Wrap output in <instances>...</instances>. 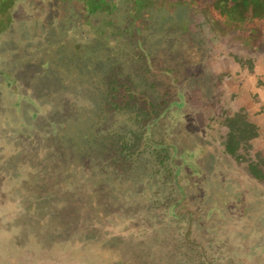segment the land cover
<instances>
[{
	"label": "trees",
	"instance_id": "16d2710c",
	"mask_svg": "<svg viewBox=\"0 0 264 264\" xmlns=\"http://www.w3.org/2000/svg\"><path fill=\"white\" fill-rule=\"evenodd\" d=\"M120 1L0 0L3 5L0 9L4 10L0 14V116L2 107L3 113L10 115L7 110L20 105L23 114L29 117H23L17 124L10 117L13 132H9V122L4 123L0 118V139L9 136L16 145L14 140L24 137L34 145L37 138L33 132L40 133L46 165L56 169L58 176L66 169L69 172L70 166L84 170L88 180L81 179L79 186L89 181L94 203L106 202L108 207L106 199H98L95 193H100L102 184L109 189L106 196L117 191L116 183L136 182L142 190L143 185L154 181L158 185L155 187L161 189L179 176L181 158L186 166L191 165L186 152H194L196 159L206 152L202 142L212 138L208 133L209 123L202 124L194 118L187 124V116L197 115V111L192 110L191 114L186 108L194 86L198 85L202 95L200 111L208 103V117L223 130L216 153L251 180V185L258 186L264 196V140L259 126L246 108L238 105L243 101H239L240 94L226 90V86L223 101L218 86L219 82L242 83L244 77L255 73L256 62L253 58L234 55L233 69L224 63H210L205 53L208 41L190 29L191 14L199 12L208 29H214L211 25L219 21L224 29L232 28L230 31L236 33L244 28L240 17L247 11L250 0H152L153 5L157 1L166 2L168 11L176 12L180 8L183 11L181 24L179 20L168 19L171 24L165 34L153 33L145 23L150 0H124L122 8ZM204 9L206 13L202 12ZM20 49L23 50L17 53ZM37 54L43 66H38L40 74L47 75L42 77V84L48 77L70 80L73 76L82 77L81 82H87L86 91L68 90L70 80L64 84L66 87L56 88L57 82L53 83L43 94L41 89L45 87L37 91L29 85V80L17 69L35 66L30 62ZM9 61L14 63L8 64ZM81 82L71 80L70 85L75 87ZM262 82L258 78L257 84ZM208 84L213 94L205 91ZM21 91L20 101L15 103L13 98ZM72 92H75L74 107L62 111L55 107L52 112L44 109L52 97L57 102L60 100L58 105L64 108L68 105L65 99H69L66 93ZM220 100L224 104L219 111L215 105ZM80 107L82 111L90 108L91 125L87 130L66 133L72 129L70 117L82 114ZM157 128H163V132L158 134ZM185 136L198 139L193 149L185 147ZM34 154L35 145L25 153L15 146L8 159L2 154L0 167L6 172L3 179L8 182L7 177L15 173L22 175L20 169L31 166ZM176 191L186 195L185 191Z\"/></svg>",
	"mask_w": 264,
	"mask_h": 264
},
{
	"label": "rangeland",
	"instance_id": "374dc122",
	"mask_svg": "<svg viewBox=\"0 0 264 264\" xmlns=\"http://www.w3.org/2000/svg\"><path fill=\"white\" fill-rule=\"evenodd\" d=\"M120 2L122 8L125 1ZM157 2L155 5L152 0L148 2L145 23L153 33L165 34L171 24L168 19L174 22L179 20L181 24L183 11L180 7L176 12L168 11L166 2ZM2 6L0 4V8ZM202 12L206 13L205 9ZM191 22V31L208 41L205 53L210 63H224L233 69L236 64L233 56L238 55L253 58L259 63L256 66L262 70L264 54L252 45L251 40H257L252 34L245 30L234 33L230 31L232 28L227 31L219 21L212 24L214 29L210 30L199 12L191 14ZM21 50L16 51L19 53ZM39 58L37 54L30 62L35 66L31 65L27 70L26 67L17 69L23 72L22 76L29 80V85L37 91L45 87L41 89L43 94L53 83L57 82L58 88L69 82L70 79L60 76L56 79L48 77L42 84V77L47 75L40 74L38 66H43ZM71 80L76 83L83 81L82 77L74 76ZM71 80L67 89L80 88L86 91L87 82L73 87L70 85ZM231 84H218L223 101V88L227 86L230 89ZM211 88L209 84L206 86L207 94L214 93ZM74 94L66 93L69 99H65L68 105L64 108L58 105L60 100L57 102L52 97L46 101L50 104L44 109L52 112L55 107L59 111L72 108L76 105ZM21 95L22 91L18 92L13 101H20ZM44 98L47 100L48 95ZM223 104L220 100L215 108L220 111ZM209 106L206 103L200 111L202 95L198 85H195L188 98L186 111L191 114L197 111V115L187 116V124L194 118L201 120L202 124L209 123L211 129L208 133L212 138L208 137L202 142L206 152L198 155L197 159L194 152H186V160L191 161V165L186 166L181 158L179 176L172 182H166L161 189L155 187L158 185L154 181L143 185L142 190V187L136 186V182H126L124 185L116 183L117 191L106 196L109 189L102 184L100 193H95H98V199H106L108 207L106 202L98 205L94 203L89 181L85 186H79L81 179L88 180L84 170L70 166L69 172L66 169L58 176L56 169L48 167V160L43 156L45 147L39 139L40 133L37 135L33 132L37 139L31 166L25 165L24 170L20 169L22 175L15 173L7 177L8 182L3 179V173L6 172L0 167V264H264V196L258 186L251 185V180L216 153L223 130L208 117ZM14 107L7 110L10 115L3 113V107L1 110L0 118L5 120L4 123L9 122V132L14 131L10 117L14 118L16 124L21 123L23 117L29 118L23 114L20 105ZM88 108L82 111L80 107V117H70L72 129L66 130V133L87 130L93 118ZM157 132L161 134L163 128H157ZM189 136L184 137V145L193 149L198 139ZM192 136H195L194 133ZM23 138L14 140L16 145L9 136L0 139V149L5 147L4 152H0V158L5 154L8 159V153L15 146L21 153L28 152L34 145ZM28 175H32L37 182L32 177L28 178ZM55 175L59 177L57 180ZM178 184L182 189H179ZM175 189L185 191L186 195H179Z\"/></svg>",
	"mask_w": 264,
	"mask_h": 264
},
{
	"label": "crops",
	"instance_id": "0c3cea01",
	"mask_svg": "<svg viewBox=\"0 0 264 264\" xmlns=\"http://www.w3.org/2000/svg\"><path fill=\"white\" fill-rule=\"evenodd\" d=\"M257 64L259 63H256V65ZM256 65L255 73L244 77L242 83L241 81H237L234 84L232 83L230 91L242 96L239 98V101L241 99H243V101H240L239 104H237L246 108L250 118L259 126L261 139L264 140V66L263 68L261 67L262 70L260 71L259 67ZM261 73L262 75H260ZM258 78L263 81L261 85L257 84Z\"/></svg>",
	"mask_w": 264,
	"mask_h": 264
},
{
	"label": "flooded vegetation",
	"instance_id": "af4514ba",
	"mask_svg": "<svg viewBox=\"0 0 264 264\" xmlns=\"http://www.w3.org/2000/svg\"><path fill=\"white\" fill-rule=\"evenodd\" d=\"M245 11L240 17L244 25L243 31L252 34L257 40H251L256 50L264 54V0H250Z\"/></svg>",
	"mask_w": 264,
	"mask_h": 264
}]
</instances>
